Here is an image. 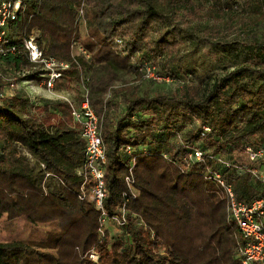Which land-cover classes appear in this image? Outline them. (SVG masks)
Returning <instances> with one entry per match:
<instances>
[{"label": "trees", "instance_id": "1", "mask_svg": "<svg viewBox=\"0 0 264 264\" xmlns=\"http://www.w3.org/2000/svg\"><path fill=\"white\" fill-rule=\"evenodd\" d=\"M22 1L24 9L0 45V62L17 81H44L41 66L30 61L25 48L35 36L45 56L70 63L56 90L62 91L63 81L82 89L88 78L90 105L101 120L106 147V212L119 215L125 205L132 164L138 192L126 204L127 224L119 235L108 230L102 237L101 212L78 197L83 178L77 170L86 145L71 104L63 100L60 106L71 123L48 125L44 114L58 107L37 104L23 92L1 96L0 142L8 154L0 158V226L4 219L25 222L23 229L8 228L0 264H242L244 242L214 176L220 174L247 205L264 197V183L252 172L264 170V160L250 163L246 156L247 148L264 150V39L248 48L260 59L255 65H239L199 86L187 84L179 94L141 96L127 85L116 89L120 76L145 78L149 67L163 79L178 77L174 71L158 72L157 55L180 45L175 24L178 29L199 14L192 0H87L85 43L77 22L83 0ZM246 6L254 14L251 22L264 25V0H246ZM164 21L168 28L153 39ZM205 40L214 46L223 41ZM76 41L91 62L73 55ZM109 93L126 103L118 118ZM203 127L209 131L203 133ZM196 149L203 162L190 159ZM91 251L97 261L90 259Z\"/></svg>", "mask_w": 264, "mask_h": 264}, {"label": "rangeland", "instance_id": "2", "mask_svg": "<svg viewBox=\"0 0 264 264\" xmlns=\"http://www.w3.org/2000/svg\"><path fill=\"white\" fill-rule=\"evenodd\" d=\"M192 1L193 6L199 12L197 17L195 19L187 18L186 22L178 29H176L178 24H175L176 39L180 45L172 53L160 51L157 55L158 72L166 76L167 72L174 71L178 77H166L164 81L154 82L147 78H139L136 75H121L115 87L116 89L127 85L130 89L136 88L141 96L179 94L187 84L199 86L203 82L215 81L239 65L245 63L255 65L260 60L248 48L254 46L257 41L264 39V25L256 26L251 22L254 14H252V9L246 6V0ZM94 5L95 3L92 4V6ZM88 26L86 16L85 21L78 24L84 43L90 32L88 31ZM167 28L168 24L165 21L157 24L152 33V38L157 39L161 32ZM206 37L212 38L215 42L218 40L223 41L219 45L214 46L205 40ZM77 42L81 44L80 41ZM73 55L79 57L76 47L73 49ZM90 57L92 58V56ZM91 58L90 60H92ZM15 76L16 74L12 70L0 62V79L3 81H0V86L2 85L0 87V97L13 98L17 93L23 92L31 97L32 100H35L37 104L51 103L58 107V110H52L53 113L50 116L43 113L48 125L71 123L69 115L65 113L66 110L63 111L60 106L65 102L63 101L64 99H69L73 102L83 97V90L77 83L73 81L70 84L68 81H63V83L59 84L62 87V91L56 89L50 91L45 87L44 82L35 80L17 81ZM10 82L15 83V87H11ZM4 83L5 85H3ZM109 94L107 98L109 96L112 99L115 98L117 109L113 110V116L118 118L123 115L126 103L121 98L122 96L116 97L113 93ZM42 108L41 106L38 108L37 112L39 114L43 112ZM18 150L23 156L29 157L32 165L35 166V160L33 161L25 150ZM6 154H8V148L6 144L0 142V158ZM242 157H240V160L247 162V159ZM36 170L39 171L37 166ZM24 222L25 219L11 222L4 219L0 226V242L5 241L9 227L23 229ZM109 228L111 234L118 233L116 226L109 225ZM118 235L119 233L116 236Z\"/></svg>", "mask_w": 264, "mask_h": 264}, {"label": "built area", "instance_id": "3", "mask_svg": "<svg viewBox=\"0 0 264 264\" xmlns=\"http://www.w3.org/2000/svg\"><path fill=\"white\" fill-rule=\"evenodd\" d=\"M23 9L24 3L22 0H0V45L7 42V26L10 22L16 20ZM86 10L87 0H83L78 9V24L85 21ZM75 47L78 50V56L91 62V55L77 41L73 42V49ZM25 48L30 61L41 66L42 77L45 78L42 82H44L45 87L50 91H54L57 83L63 78L64 73L70 69V63L45 56L35 36H31L26 40ZM0 52H3L1 47ZM11 52H14V50H11ZM144 72L145 78L151 81L161 82L166 80L158 76L155 69L147 67ZM88 82H90L88 78L82 81L83 100L78 106L76 102L72 104L69 99L64 100L71 104L72 117L76 123L81 125V136L86 145L85 162L77 170L78 176L83 178L78 197L80 200L89 199L93 203L94 208L101 212V234L103 237L105 232L110 230L109 225L116 226L119 232L120 228L127 224L128 211L126 204L131 196L135 197L137 195L138 191L134 186L133 169L135 166L132 164L129 176L126 178L129 194H124L125 205L120 210L119 215L109 216L105 209V201L109 193L106 185V147L102 137L101 120L95 109L90 105ZM10 86L15 87V84L12 83ZM203 130V133L208 132L209 128L203 127ZM128 152L133 155L131 149ZM246 156L250 163L262 161L264 160V150L247 148ZM190 159L203 162L204 154L196 149L190 155ZM41 168L44 169L45 166L42 165ZM252 172L254 176L264 183V170L258 172L255 169ZM49 176L50 174L47 173V178ZM214 177L224 191L228 201L230 219L236 224L244 242L240 251L242 264H264V197L258 198L250 205H247L237 199L232 185L226 182L220 174L217 173ZM89 257L94 261L98 260V255L94 251L89 253Z\"/></svg>", "mask_w": 264, "mask_h": 264}, {"label": "crops", "instance_id": "4", "mask_svg": "<svg viewBox=\"0 0 264 264\" xmlns=\"http://www.w3.org/2000/svg\"><path fill=\"white\" fill-rule=\"evenodd\" d=\"M80 128V127H79Z\"/></svg>", "mask_w": 264, "mask_h": 264}]
</instances>
